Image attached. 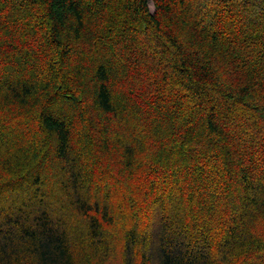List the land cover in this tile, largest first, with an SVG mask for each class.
<instances>
[{"label":"trees","instance_id":"1","mask_svg":"<svg viewBox=\"0 0 264 264\" xmlns=\"http://www.w3.org/2000/svg\"><path fill=\"white\" fill-rule=\"evenodd\" d=\"M0 264H264V0H0Z\"/></svg>","mask_w":264,"mask_h":264},{"label":"rangeland","instance_id":"2","mask_svg":"<svg viewBox=\"0 0 264 264\" xmlns=\"http://www.w3.org/2000/svg\"><path fill=\"white\" fill-rule=\"evenodd\" d=\"M150 8L152 9V7H151V6H150ZM151 62H154V61H153V60H151ZM6 126H7V125L5 124V126H4V127H6ZM7 127H9V126H7ZM9 128H10V127H9ZM9 128H8V129H9Z\"/></svg>","mask_w":264,"mask_h":264}]
</instances>
